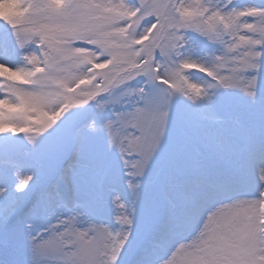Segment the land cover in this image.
I'll return each mask as SVG.
<instances>
[{
	"label": "snow or ice",
	"instance_id": "obj_1",
	"mask_svg": "<svg viewBox=\"0 0 264 264\" xmlns=\"http://www.w3.org/2000/svg\"><path fill=\"white\" fill-rule=\"evenodd\" d=\"M15 3L18 7L14 14L4 18L8 28L0 33V48L8 49L11 55L33 67L29 70L19 63L0 61L13 74L12 82L20 85L0 91V101L6 108L24 105L33 112L48 111L60 95L69 94V76L73 73L70 66H61L64 50L56 47L63 32L91 30L100 39L82 47L99 51V45L108 50L109 55L101 60L109 67L115 66V71L98 94L93 92L86 104L71 108L56 125L45 124L33 130L21 125L14 112L4 121L8 127L0 130V198L7 199L0 203V242L5 246L13 243L9 220L24 209L25 264H50L54 256L61 264H96L97 257L103 254L99 244L75 242L57 246L54 237L69 231L82 240L92 237L99 241L111 234L104 207L106 190L117 173L130 172L141 156L147 159L152 154L157 116L166 113L168 123H173L177 98L169 86L177 78L183 79L185 73L197 70L195 62L182 60V51L177 53L175 49L183 37L163 27L164 0H81L82 16L78 22L52 26V54L46 53L48 59L41 64L35 54L22 55L34 39L35 30L26 25L41 11L59 18L61 9L56 7L57 0ZM231 4L232 0H227L223 10L200 11L193 7L185 14L199 12L207 16L211 36L215 30L212 21H222L225 10L230 9L233 15L247 13L250 24L257 14L264 13V8L236 9L228 6ZM17 12L21 13L19 18L12 19ZM110 15L122 18L109 24ZM44 38L47 42L48 32ZM237 39L234 36L231 43L218 38L211 42L219 47L228 44L232 51ZM259 50L264 61V45ZM178 60L182 66L173 70L172 65ZM259 71L264 75V62ZM230 95L225 92L219 99ZM219 111L234 122H241L246 116L244 110L231 104H224ZM196 115L204 134L194 163L187 167H161L160 175L139 196L134 231L113 249L114 264H129V253L135 247L140 250L132 264H220V257L233 248L236 211L232 202L241 195L259 192L251 188L243 171L233 164L225 144L224 121L215 104L203 106ZM8 129L34 134L25 143L7 135ZM129 144L131 147L124 151ZM186 149L184 136H180L172 145V155H180ZM202 158L208 162L202 163ZM13 169L18 171L9 196L4 181ZM120 222L129 223L127 219ZM261 231L264 223L254 220L247 225L249 251ZM201 253L211 259L203 261Z\"/></svg>",
	"mask_w": 264,
	"mask_h": 264
},
{
	"label": "clouds",
	"instance_id": "obj_2",
	"mask_svg": "<svg viewBox=\"0 0 264 264\" xmlns=\"http://www.w3.org/2000/svg\"><path fill=\"white\" fill-rule=\"evenodd\" d=\"M164 3L166 7L161 18L162 25L167 31L179 33L183 37L181 41H177L178 47L175 51L177 53L182 51V60L194 61V67L197 69L185 73L183 79L177 78L173 81V85L169 86L175 92L177 101L188 106L195 113L203 106L216 104L225 92L235 94L247 102L246 116L243 121L234 122L225 113L221 114V119L224 121L225 144L232 162L243 171L249 185L252 189L258 190L259 195H241L232 202L236 211L232 225L234 246L228 254L220 257V264H264V231L256 234L251 251H249L246 237V227L251 221L264 223V75L259 71L264 62L259 50L260 45H264V13L257 14L254 23L250 24L247 13L233 15L230 9L225 10L222 21L219 18L212 21L215 30L210 36L207 16H202L199 12L195 15H186L185 12H191L193 7H198L200 11L223 10L224 7H218L214 0H164ZM80 5L81 0H57L56 7L61 9L59 18H53L47 11L36 14L33 22L26 25L35 30L32 46L22 55L35 54L38 63H45L48 59L45 54H52L49 47L52 26L65 22H78L82 16ZM17 7V4L11 2H0V12L5 14ZM255 7L264 8V0ZM246 8L248 7L242 9ZM20 15L21 13L17 12L12 19H18ZM121 18L110 15L107 22L116 24ZM0 28H8V22L4 20V16H0ZM188 31L198 34L209 42L218 38L227 39L231 43L234 36L238 39L232 51H229V45L225 44L223 47H213L208 51L199 52L187 36ZM45 32L49 33L47 42L44 38ZM97 39L100 37L87 28L59 34L56 47L64 50L65 57L60 64L62 67H71L73 74L69 76V83H72V88L67 96L60 95L54 103L50 104L48 111L33 112L22 105L20 108L26 116L18 121L21 125H28L33 130L45 124L56 125L71 108L78 104H86L93 92L98 94L101 85H107L115 71V66L109 67L101 60V57L109 55L108 50L99 45H97L99 51L82 47ZM78 42L81 45L79 50ZM211 44L218 45L212 42ZM97 61L99 64L96 63ZM19 64L29 70L33 67L32 64L20 59ZM181 66L182 61L178 60L172 65V69ZM201 73L204 75L200 76ZM80 77H86V79ZM0 78H2L0 91L20 87L19 84L12 82L13 74L3 65H0ZM4 106L0 101V107ZM7 127L4 122H0V130ZM170 127L166 113L159 114L154 123L155 148L152 154L147 159L141 156L130 172L124 175L117 173L106 190L105 198L110 205L106 220L110 225L109 233L111 234L99 241L93 240L92 237H88L85 241L72 232L65 231L54 237L55 245L75 242L91 243L92 246L99 244L103 254L97 257L96 264H114L113 249L121 241L127 240L128 234L134 231L139 214V196L160 175L161 167L164 164L187 167L194 163L198 145L204 134L202 126L197 119L185 120L183 136L187 149L177 156L172 155ZM6 134L27 143V137L34 132H12L8 129ZM129 147L131 144L125 145L124 151L127 152ZM201 162L208 161L202 158ZM16 171L18 170L13 169L11 176L7 178L10 181L7 182V187H13L12 181L15 179ZM119 181L123 182L122 188L117 183ZM117 217L120 220L127 219L129 223H121ZM199 255L203 261L211 259L202 253ZM50 264H61V261L54 256Z\"/></svg>",
	"mask_w": 264,
	"mask_h": 264
},
{
	"label": "rangeland",
	"instance_id": "obj_3",
	"mask_svg": "<svg viewBox=\"0 0 264 264\" xmlns=\"http://www.w3.org/2000/svg\"><path fill=\"white\" fill-rule=\"evenodd\" d=\"M2 2V0H0ZM131 3L132 0H129ZM214 2H217L218 7H224L227 3V0H214ZM13 3H15V0H13ZM261 3V0H232V4L228 5L229 7L235 6L237 9H242L244 7L249 6H259ZM16 8L10 10L7 14L0 12V16H4V18H8L12 14H14V10ZM4 31L3 28H0V33ZM187 36L190 37L191 43L194 46V48L199 51H208L213 47H219V45H212L211 42L207 41L205 38H202L198 34L188 31ZM0 61H7L11 64L19 63V57L11 55L8 51V49L0 48ZM200 76H203L204 74H199ZM2 87V85H0ZM224 104H231L237 108L245 107L247 102L243 100L241 97L232 94L229 97L219 99L215 107L218 110L219 114H222L219 110ZM15 113L17 115V118L24 119L26 114L21 110V108L17 107L15 109H8L6 106L0 107V122H4L10 113ZM197 113L193 112L188 106L180 103L177 101V105L173 109V123L170 127L169 131V139L171 143H175L176 140L184 135L185 127L184 122L186 119H197ZM4 182H10L9 180ZM118 185L122 188L123 182L119 181L117 182ZM11 195V187H9V196ZM3 199L0 198V203H2ZM105 211L108 214L110 211V205L107 202L105 198L104 203ZM25 218V210L22 209L19 213H17L15 216L11 217L9 220V233L13 240V243L5 246L2 242H0V264H25L26 260V254L23 247V240H24V232H23V220ZM39 227H42L43 225H38ZM139 247H135L131 253H129L128 261L129 264H132V262L135 260L137 253L139 252Z\"/></svg>",
	"mask_w": 264,
	"mask_h": 264
},
{
	"label": "bare ground",
	"instance_id": "obj_4",
	"mask_svg": "<svg viewBox=\"0 0 264 264\" xmlns=\"http://www.w3.org/2000/svg\"><path fill=\"white\" fill-rule=\"evenodd\" d=\"M2 2H11V3H13V0H2Z\"/></svg>",
	"mask_w": 264,
	"mask_h": 264
}]
</instances>
